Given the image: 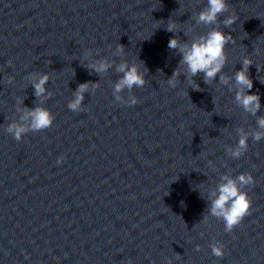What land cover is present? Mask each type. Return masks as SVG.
<instances>
[{
  "label": "clouds",
  "instance_id": "9594fccd",
  "mask_svg": "<svg viewBox=\"0 0 264 264\" xmlns=\"http://www.w3.org/2000/svg\"><path fill=\"white\" fill-rule=\"evenodd\" d=\"M229 12L227 0H207V5L190 19H193L197 25L209 26V31L204 34L193 36L190 40H179L176 36L168 41V48L175 50L181 56L179 65L173 71L172 75L167 79V84L171 88H176L183 74L186 81L195 84V91H201L200 86L193 79L202 74L205 84H212L219 77V82L225 86L233 84L235 88L234 100L243 111L256 117L257 128L255 130L246 131L243 127L236 129L238 142L235 146H225L226 154L232 159H239L248 149V140L251 138L255 142L264 140V115H257L261 110V97L257 93L249 94L253 88V80L250 77L249 68L253 65V61L249 56L241 59V69L234 72L233 76L223 74V69L228 63V56L225 51L228 44H234L235 41L231 33H225L221 30V23L225 28H231L236 22L234 15H227L221 20L224 13ZM166 30L168 32L177 33L176 25L168 20ZM185 36L187 34L185 33ZM124 46L117 44L113 55L122 57L124 54ZM88 63L87 68L99 76H104L110 69L120 74L119 79L113 84L111 83L112 95L117 102L135 106L139 101L132 94L133 88H143L146 83L145 72L141 71L140 66L136 63H129L127 60L121 59L119 63H114L105 58H97L91 53L86 54ZM11 67V61L8 62ZM143 63V62H142ZM257 67V66H256ZM146 69V68H145ZM147 71V69H146ZM160 71V70H158ZM257 71L259 69L257 67ZM26 79L34 88V95L38 103L33 108L23 107V100L17 98L16 112L18 120H12L8 123L5 131L11 135L17 142L21 141L23 136L28 133H35L49 129L55 120V116L43 105L51 99L52 92L46 88L49 83L50 76L48 73H30ZM14 77H8V83L11 84ZM261 83L264 80L260 79ZM100 87L99 82L91 81L78 85L73 98L69 100L67 108L73 112L82 111L86 92L94 95L95 91ZM127 90L128 96L125 98L123 93ZM64 156L57 158V164H63ZM254 177L250 173H240L233 176L229 173L220 176V182L207 193L209 216L224 223V231L232 233V231L242 223L245 216L250 214L251 200L248 193L244 190L246 187L254 184ZM203 218L204 215H203ZM202 218V219H203ZM196 225V224H195ZM194 225V226H195ZM211 253L217 258L224 255V246L220 242H214L209 245ZM200 250L199 245L195 248ZM176 259H180V255H176Z\"/></svg>",
  "mask_w": 264,
  "mask_h": 264
}]
</instances>
